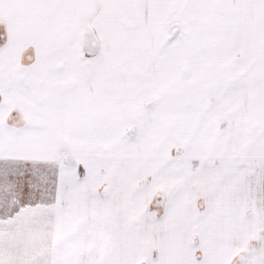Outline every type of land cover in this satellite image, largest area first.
Masks as SVG:
<instances>
[{
	"label": "snow or ice",
	"instance_id": "snow-or-ice-1",
	"mask_svg": "<svg viewBox=\"0 0 264 264\" xmlns=\"http://www.w3.org/2000/svg\"><path fill=\"white\" fill-rule=\"evenodd\" d=\"M0 264H264V0H0Z\"/></svg>",
	"mask_w": 264,
	"mask_h": 264
}]
</instances>
